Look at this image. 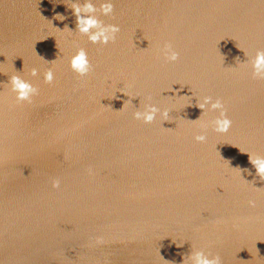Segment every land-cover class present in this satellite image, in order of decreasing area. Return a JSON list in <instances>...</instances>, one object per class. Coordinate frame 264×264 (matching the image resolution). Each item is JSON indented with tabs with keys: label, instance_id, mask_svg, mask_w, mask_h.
<instances>
[{
	"label": "water",
	"instance_id": "obj_1",
	"mask_svg": "<svg viewBox=\"0 0 264 264\" xmlns=\"http://www.w3.org/2000/svg\"><path fill=\"white\" fill-rule=\"evenodd\" d=\"M86 2L120 28L115 42L77 31L71 8ZM105 2L0 0V264H192L196 251L264 264V180L249 163L264 157L251 66L264 2L111 0L104 16ZM81 48L83 78L69 66ZM13 75L38 89L31 103L16 102ZM205 97L224 104L227 134L213 130L218 110L196 106ZM150 106L151 124L134 119Z\"/></svg>",
	"mask_w": 264,
	"mask_h": 264
},
{
	"label": "clouds",
	"instance_id": "obj_2",
	"mask_svg": "<svg viewBox=\"0 0 264 264\" xmlns=\"http://www.w3.org/2000/svg\"><path fill=\"white\" fill-rule=\"evenodd\" d=\"M262 2H264V0H262ZM71 9L73 10V14L76 17L77 31L81 35L87 36L90 43L107 45L109 44V42H115L116 35L119 33L120 28L116 25L111 24L104 25L102 21L98 20L96 17L97 8L91 2L84 3L82 7L73 4ZM113 10L114 6L111 0L102 3L99 8V12L104 16H111ZM55 18L59 20L64 19V17L59 14ZM64 30H66V27ZM163 52L166 61L170 63H174L179 59V53L173 50L171 44H166L164 46ZM69 66L78 77L83 78L87 76L91 71V64L87 52L82 48L79 49L76 54L70 59ZM251 66L253 79L264 80V51H258L256 53L255 59L252 61ZM30 75L35 77L37 75L36 69H32ZM53 81L54 73L51 69H49L44 73V82L50 85L53 83ZM10 84L11 91L16 94V102L18 104L23 102L31 103V98L38 94V89L32 86V84H30L29 82L21 79L19 75L11 76ZM207 105H210V109L212 111L218 110L220 113L219 117L214 121L213 130L221 135L227 134L232 126V121L227 117L224 104L220 99L212 102L211 97H205L203 99V102L197 103L196 106L200 108L203 113L205 106ZM158 111L159 109L157 107L150 106L148 107L147 111H137L133 114V116L136 120H142L145 124H151L156 119V114ZM161 115L164 121H169V112L167 110L163 111ZM206 139L207 137L204 134L195 136V141L198 143H205ZM239 150L241 153H246L241 151V149ZM229 163L230 162H228V165ZM249 163L256 169V175L259 176L261 180H264V157L257 156L254 159L253 155L249 154ZM89 173L91 174V169H89ZM52 187L54 189H59L60 180H54L52 182ZM256 190L261 191L264 189L256 188ZM248 205L249 207L256 206L255 201L252 200L248 201ZM95 243L99 245L104 243V241L102 238H97L95 240ZM192 264H221V260L219 256L209 258V256L206 255L203 251H196L194 256L192 257Z\"/></svg>",
	"mask_w": 264,
	"mask_h": 264
},
{
	"label": "bare ground",
	"instance_id": "obj_3",
	"mask_svg": "<svg viewBox=\"0 0 264 264\" xmlns=\"http://www.w3.org/2000/svg\"><path fill=\"white\" fill-rule=\"evenodd\" d=\"M33 83H39V82L35 81V79H34Z\"/></svg>",
	"mask_w": 264,
	"mask_h": 264
}]
</instances>
